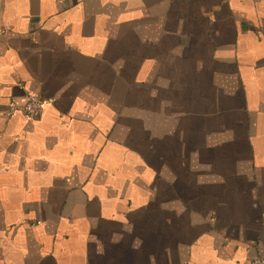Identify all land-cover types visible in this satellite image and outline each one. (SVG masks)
<instances>
[{
    "label": "crops",
    "instance_id": "1",
    "mask_svg": "<svg viewBox=\"0 0 264 264\" xmlns=\"http://www.w3.org/2000/svg\"><path fill=\"white\" fill-rule=\"evenodd\" d=\"M260 252L264 0H0V264Z\"/></svg>",
    "mask_w": 264,
    "mask_h": 264
},
{
    "label": "built area",
    "instance_id": "2",
    "mask_svg": "<svg viewBox=\"0 0 264 264\" xmlns=\"http://www.w3.org/2000/svg\"><path fill=\"white\" fill-rule=\"evenodd\" d=\"M47 101L42 99L36 94L29 93L27 95V101L23 106L13 102L9 108V115H13L16 112L22 111L31 118L39 117L44 113L45 105ZM41 222L32 224L31 227L40 225ZM251 264H264V254L260 252L259 255L251 262Z\"/></svg>",
    "mask_w": 264,
    "mask_h": 264
}]
</instances>
